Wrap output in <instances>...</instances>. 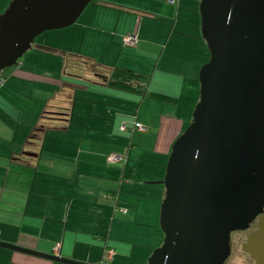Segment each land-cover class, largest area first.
Wrapping results in <instances>:
<instances>
[{
    "label": "crops",
    "instance_id": "crops-1",
    "mask_svg": "<svg viewBox=\"0 0 264 264\" xmlns=\"http://www.w3.org/2000/svg\"><path fill=\"white\" fill-rule=\"evenodd\" d=\"M10 1L0 0V14ZM199 3L93 0L71 25L37 35L4 72L0 241L48 254L59 243V256L86 264H99L109 246L106 264H131L117 251L132 254L140 229L162 239L164 186L149 182L163 179L199 99L209 58ZM127 34L135 46L123 44ZM116 68L146 75L144 92L111 84ZM112 153L124 161L109 162ZM0 264L66 263L0 247Z\"/></svg>",
    "mask_w": 264,
    "mask_h": 264
},
{
    "label": "water",
    "instance_id": "water-1",
    "mask_svg": "<svg viewBox=\"0 0 264 264\" xmlns=\"http://www.w3.org/2000/svg\"><path fill=\"white\" fill-rule=\"evenodd\" d=\"M93 0H11L0 14V70L15 65L46 30L74 23ZM209 51L199 99L174 140L161 183L163 240L146 264H223L230 234L264 264V0H200ZM0 247L86 264L0 241Z\"/></svg>",
    "mask_w": 264,
    "mask_h": 264
},
{
    "label": "rangeland",
    "instance_id": "rangeland-1",
    "mask_svg": "<svg viewBox=\"0 0 264 264\" xmlns=\"http://www.w3.org/2000/svg\"><path fill=\"white\" fill-rule=\"evenodd\" d=\"M22 58H23V56L19 60H22ZM84 66L92 69V71H95L94 68L89 63H86ZM8 68L9 67L4 68L0 71V77L2 80H4L3 75H4L5 71L7 72ZM160 206H161V204H160ZM140 231L141 232L143 231V235H142L143 237L141 239H139L140 242H137L136 245H138L139 247L136 246L132 254H131V252H129L128 254L123 253V252H119L120 249L117 251V254L120 256V258L123 259V261H125V262L129 261V263H131V264H133V263L141 264L144 261L146 264L147 259L150 256V254L152 253V251L156 247L161 245L162 240H163V236H162V239L160 238L161 236H159L160 234L158 236L157 235L155 236V232L153 229L143 228V230L140 229ZM236 237H237V235L234 233V235H233L234 239H233V243H232V252H231L230 257L225 261L224 264H238L237 263L238 260H242V259H244V257H247V255L242 253L241 250L239 249V245L237 244L238 241L236 240ZM122 247H125V245ZM104 264H106V261H104Z\"/></svg>",
    "mask_w": 264,
    "mask_h": 264
},
{
    "label": "built area",
    "instance_id": "built-area-1",
    "mask_svg": "<svg viewBox=\"0 0 264 264\" xmlns=\"http://www.w3.org/2000/svg\"><path fill=\"white\" fill-rule=\"evenodd\" d=\"M166 2L168 3H174L176 0H165ZM138 42V39H137V36L136 35H133V34H127L123 37V44L124 45H127V46H135ZM2 82V79L0 77V83ZM127 127H126V124L125 123H122L121 126H120V129L121 130H125ZM132 129L133 130H138V131H146V126L141 124V123H137V122H134L133 126H132ZM124 157L120 154H116V153H112V154H109L107 156V160L109 162H112V163H117V162H122L124 161ZM117 210L121 211V212H125V208L121 207V206H118L117 207ZM59 248H60V244H55L52 248V254L54 255H58L59 253ZM114 255V250L107 246L104 248V251H103V256H102V260L100 261L99 264H102L104 261L106 260H110Z\"/></svg>",
    "mask_w": 264,
    "mask_h": 264
},
{
    "label": "trees",
    "instance_id": "trees-1",
    "mask_svg": "<svg viewBox=\"0 0 264 264\" xmlns=\"http://www.w3.org/2000/svg\"><path fill=\"white\" fill-rule=\"evenodd\" d=\"M109 82L122 89H134L143 93L147 85V76L131 70L116 68L110 75Z\"/></svg>",
    "mask_w": 264,
    "mask_h": 264
},
{
    "label": "flooded vegetation",
    "instance_id": "flooded-vegetation-1",
    "mask_svg": "<svg viewBox=\"0 0 264 264\" xmlns=\"http://www.w3.org/2000/svg\"><path fill=\"white\" fill-rule=\"evenodd\" d=\"M256 220H257V218L249 225V227L247 229L233 231L230 234V242H229L230 243V253H229L227 259L230 257L231 252H232V243H233V239H234L233 235L235 233L237 235L236 240L238 241L237 244L239 245V249L241 250L242 253L247 255V257H244V259L238 260L237 263L238 264H253L254 260L249 256L248 253H246L245 251L242 250V243L246 239L247 235L256 229ZM225 261H224V263H225Z\"/></svg>",
    "mask_w": 264,
    "mask_h": 264
}]
</instances>
